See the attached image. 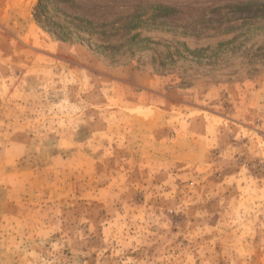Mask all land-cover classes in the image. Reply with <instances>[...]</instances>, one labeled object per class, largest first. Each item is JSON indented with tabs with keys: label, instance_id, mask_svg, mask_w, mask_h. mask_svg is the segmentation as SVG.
Masks as SVG:
<instances>
[{
	"label": "rangeland",
	"instance_id": "374dc122",
	"mask_svg": "<svg viewBox=\"0 0 264 264\" xmlns=\"http://www.w3.org/2000/svg\"><path fill=\"white\" fill-rule=\"evenodd\" d=\"M0 264H264V0H0Z\"/></svg>",
	"mask_w": 264,
	"mask_h": 264
},
{
	"label": "trees",
	"instance_id": "16d2710c",
	"mask_svg": "<svg viewBox=\"0 0 264 264\" xmlns=\"http://www.w3.org/2000/svg\"><path fill=\"white\" fill-rule=\"evenodd\" d=\"M43 12H45L44 10H42ZM42 11H40L39 13H37L35 15L36 20L40 23V24H44V20H46L47 18L45 17L44 13H42ZM46 24V23H45ZM53 24V23H51ZM56 35L65 38L66 33L64 31H62V29L60 28L56 33Z\"/></svg>",
	"mask_w": 264,
	"mask_h": 264
}]
</instances>
